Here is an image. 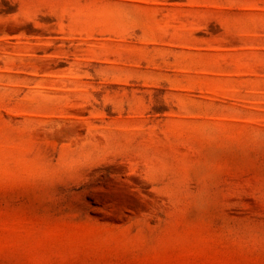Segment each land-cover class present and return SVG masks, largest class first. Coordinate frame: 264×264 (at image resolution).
I'll return each instance as SVG.
<instances>
[{"label": "rangeland", "instance_id": "obj_1", "mask_svg": "<svg viewBox=\"0 0 264 264\" xmlns=\"http://www.w3.org/2000/svg\"><path fill=\"white\" fill-rule=\"evenodd\" d=\"M0 264H264V0H0Z\"/></svg>", "mask_w": 264, "mask_h": 264}]
</instances>
